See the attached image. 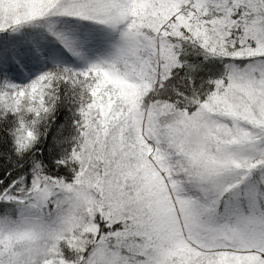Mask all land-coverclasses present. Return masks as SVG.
<instances>
[{
  "label": "snow or ice",
  "instance_id": "obj_1",
  "mask_svg": "<svg viewBox=\"0 0 264 264\" xmlns=\"http://www.w3.org/2000/svg\"><path fill=\"white\" fill-rule=\"evenodd\" d=\"M0 264H264V0H0Z\"/></svg>",
  "mask_w": 264,
  "mask_h": 264
},
{
  "label": "trees",
  "instance_id": "obj_2",
  "mask_svg": "<svg viewBox=\"0 0 264 264\" xmlns=\"http://www.w3.org/2000/svg\"><path fill=\"white\" fill-rule=\"evenodd\" d=\"M66 115V114H65ZM62 120H63V117L61 118V122H62Z\"/></svg>",
  "mask_w": 264,
  "mask_h": 264
}]
</instances>
